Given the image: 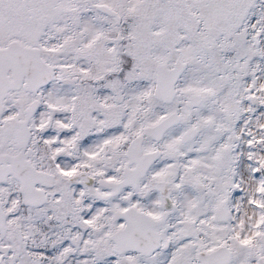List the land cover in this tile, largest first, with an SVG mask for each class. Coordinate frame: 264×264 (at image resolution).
<instances>
[{
  "label": "snow or ice",
  "instance_id": "snow-or-ice-1",
  "mask_svg": "<svg viewBox=\"0 0 264 264\" xmlns=\"http://www.w3.org/2000/svg\"><path fill=\"white\" fill-rule=\"evenodd\" d=\"M0 264H264V0H0Z\"/></svg>",
  "mask_w": 264,
  "mask_h": 264
}]
</instances>
